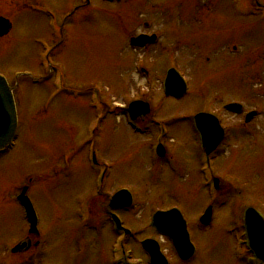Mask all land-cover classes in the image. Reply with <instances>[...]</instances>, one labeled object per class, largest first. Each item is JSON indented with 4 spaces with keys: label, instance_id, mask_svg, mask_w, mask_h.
<instances>
[{
    "label": "rangeland",
    "instance_id": "obj_1",
    "mask_svg": "<svg viewBox=\"0 0 264 264\" xmlns=\"http://www.w3.org/2000/svg\"><path fill=\"white\" fill-rule=\"evenodd\" d=\"M252 3L0 0V17L12 23L0 38V75L13 87L18 122L13 145L0 154V264H120L114 262L107 206L119 188L136 200L121 213L133 231L123 240L127 264H149L144 239L160 241L168 264H246L237 238L242 210L252 207L264 216V9ZM137 34L157 41L134 49L129 43ZM168 67L188 82L182 99L160 91ZM144 95L152 105L144 123L148 134L156 132L153 120L165 126L166 167L116 108ZM230 103L240 104L242 113L227 112L223 107ZM199 111L218 117L226 132L209 167L219 180L220 192L209 185L216 200L205 187V159L191 124ZM249 111L256 116L245 124ZM97 126L96 137L85 141ZM155 140L150 137V144ZM90 141L98 160L111 166L99 194V170L88 163ZM71 151L68 174L64 160ZM24 186L39 236H28L15 199ZM209 205L213 220L203 226L198 221ZM172 208L182 213L196 248L186 262L150 227L155 212ZM83 209L87 225L79 219ZM27 237L30 247L11 255L10 248Z\"/></svg>",
    "mask_w": 264,
    "mask_h": 264
},
{
    "label": "water",
    "instance_id": "obj_2",
    "mask_svg": "<svg viewBox=\"0 0 264 264\" xmlns=\"http://www.w3.org/2000/svg\"><path fill=\"white\" fill-rule=\"evenodd\" d=\"M10 30V24L0 19V37L7 34ZM150 42V39L140 37L138 40H132V45H143L146 42ZM184 93V84L178 74L174 71L168 73L165 82V94L173 95L174 97H180ZM230 111H238L240 106L238 105H228L225 107ZM250 118V116L248 117ZM196 122L208 121L205 128L211 127L210 132L213 138L209 135L208 131L204 129L209 142H211L213 149L217 143L220 141L219 129L217 127L216 121L207 115H198ZM210 122L212 124H210ZM16 128V116L15 108L12 99L11 90L8 88L6 82L0 78V150L6 147L11 138L14 135ZM201 129V128H200ZM202 130V129H201ZM202 130L203 135H205ZM205 135V136H206ZM123 198L118 193L115 195L112 201V206L118 207L119 203H122ZM246 228L251 230L252 237L255 239H250V244L255 252L256 256L264 261V223L262 219L253 210H249L246 214ZM152 226H154L159 232L167 235L173 242V245L182 260H187L193 253V247L189 243L188 235L186 232V225L182 219L180 213L176 210H171L165 213H156L153 217ZM255 234V236H253ZM143 248L151 256V264H166L164 259L158 253V245L152 241H145L142 243Z\"/></svg>",
    "mask_w": 264,
    "mask_h": 264
}]
</instances>
